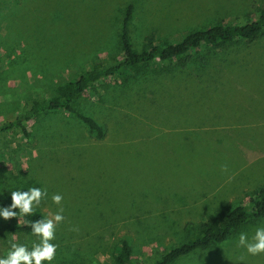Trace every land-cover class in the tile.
<instances>
[{
	"label": "rangeland",
	"instance_id": "1",
	"mask_svg": "<svg viewBox=\"0 0 264 264\" xmlns=\"http://www.w3.org/2000/svg\"><path fill=\"white\" fill-rule=\"evenodd\" d=\"M130 2L136 9L129 32L137 50L150 33L157 41L174 42L197 27L253 18L264 4L0 0V122L50 96L58 83L76 79L94 63L119 57L120 24ZM250 49L254 59L262 50L264 59V40ZM249 50L236 55L242 65L226 68L217 78L203 70L195 79H161L144 93H130L133 97L113 95L112 88L103 86L84 91L74 107L99 120L106 115L110 133L103 140L96 141L77 119L59 111L31 120L29 137L13 128L0 133V188L46 189L41 210L49 216L62 206L67 216L56 227L52 264H117L121 239L131 245L135 262L149 263L185 240L192 225L246 202L264 186V62L250 63ZM207 53L204 48L194 52L195 57ZM137 69L139 76L159 66ZM120 81L106 79L111 87ZM99 95L109 100L105 106L98 104ZM93 102L101 114L95 113ZM168 114H173L174 125ZM239 134L250 140L249 146L240 144ZM190 166L203 169L201 175L214 174L212 179L218 175V184L202 177L199 182ZM57 193L63 196L60 206L51 199ZM12 219L0 223L5 226ZM259 227H264V217L246 221L221 243L187 254L192 259L170 264H264V254L252 256L238 246L241 233L251 241ZM12 242L31 248L39 241L33 234L2 232L0 257Z\"/></svg>",
	"mask_w": 264,
	"mask_h": 264
},
{
	"label": "trees",
	"instance_id": "2",
	"mask_svg": "<svg viewBox=\"0 0 264 264\" xmlns=\"http://www.w3.org/2000/svg\"><path fill=\"white\" fill-rule=\"evenodd\" d=\"M135 9L134 2L128 3L124 8L120 24L119 40L121 55L119 57L108 64L101 62L94 63L88 69L82 71L76 79L58 83L54 88L53 94L48 97L33 100L23 112L0 122V133L13 128L19 130L25 137H29L31 134L29 122L31 120L59 111L67 113L77 119L86 128V132L95 137L94 139L96 141L103 140L110 133V123L107 122L106 115L103 114L102 120H99L97 116L87 115L74 107L76 98L84 91L96 86H103L104 88H112L113 95L125 94L126 96L131 95L133 97L134 95L130 93H144L153 83L161 79L175 77L195 79L200 77L202 73L199 72L203 70H211L214 75L210 76L217 78L226 68L242 65L236 59L237 54L248 51L252 46H256V44H260L264 40L263 4L258 8L253 18L239 22L213 23L197 27L188 31L179 40L174 42L163 43L157 41L154 35L150 33L145 36L144 47L137 50L133 47L129 32V23L133 18ZM202 48L208 52L206 56L199 55L195 57L194 52ZM251 51L252 49L248 52L251 56L250 63L264 62V59L261 57L263 54L260 55L262 50H257L258 56L256 59L253 58V53L255 52ZM165 62H172L173 65H163L162 63ZM155 63L159 66V69L154 73H145L142 71L137 76L139 72L137 68L147 67ZM133 71L135 73H132ZM215 73L217 74L215 75ZM113 77H120L121 81L114 83V86L111 87V84L106 83V79ZM106 99L103 95H99L97 98L98 104L103 103L102 106H105L109 101ZM93 104L95 113L99 110L101 114V109L98 107V104L96 102H93ZM168 115H170V123L174 125L173 114ZM47 118L49 119L50 117ZM182 120L184 121L186 118L183 116ZM187 127L191 129V125ZM207 127L203 125L200 128ZM177 128L174 126L173 129ZM227 137L223 136L222 138L226 140ZM243 138L246 137L240 135L238 139L241 142L240 144H250L249 139ZM227 140L232 142L236 139L232 136ZM242 150H245V148ZM210 151L211 154L214 152L222 153V157L225 155L223 153L224 150L210 149ZM223 163L225 162L223 161ZM190 169L196 174L195 179L199 180V182L202 177L201 179L206 180L208 183L214 180L215 185L218 184V180L216 179L218 175L212 179L214 174L201 175L202 172H205L203 169L194 168L193 166H190ZM183 178L188 179L186 176ZM11 192L12 190L8 192L6 187L0 188V207L11 205ZM41 206L42 204L35 210L33 215L23 217L20 223H17L15 218L5 226L4 223H0L3 226L0 228V233L32 234L31 228L27 226L25 221H35L48 217L41 210ZM63 216L65 220L67 216ZM260 217H264V186L252 193L246 202L238 203L225 211L208 216L206 220L198 224L192 225V230L185 240L162 252L153 261L145 264H170L178 257L189 254L196 249L206 248L225 241L235 229L246 221ZM2 218L0 217L1 220ZM114 261L117 264H143L135 262L132 259V247L126 239L120 240Z\"/></svg>",
	"mask_w": 264,
	"mask_h": 264
},
{
	"label": "clouds",
	"instance_id": "3",
	"mask_svg": "<svg viewBox=\"0 0 264 264\" xmlns=\"http://www.w3.org/2000/svg\"><path fill=\"white\" fill-rule=\"evenodd\" d=\"M224 171H227L226 166ZM47 195V190L39 187H30L27 191L20 189L12 191V203L10 206L0 207V217L5 220L18 218L17 223H20L23 217L34 214ZM51 199L54 204L62 205V194H53ZM63 211L61 206L55 214H49L48 217L35 221H25L39 242H33L31 248L27 244L12 242L7 255L0 257V264H52L58 248V245L52 241L56 238L57 225L64 220ZM15 239L13 237V241ZM238 246L246 248L247 253L252 256L264 254V227L256 229L251 241L246 233H241ZM243 259V257L240 258V260Z\"/></svg>",
	"mask_w": 264,
	"mask_h": 264
},
{
	"label": "crops",
	"instance_id": "4",
	"mask_svg": "<svg viewBox=\"0 0 264 264\" xmlns=\"http://www.w3.org/2000/svg\"><path fill=\"white\" fill-rule=\"evenodd\" d=\"M252 148H256V147H252ZM221 243V242H220ZM216 244H218V243H216ZM210 246H208V247H206V248H200V249H196V250H205V249H208ZM195 251V250H194ZM178 259H192V258H190V256L189 255H183V256H180V257H178L176 260H174L173 262H175V261H177ZM172 262V263H173Z\"/></svg>",
	"mask_w": 264,
	"mask_h": 264
}]
</instances>
